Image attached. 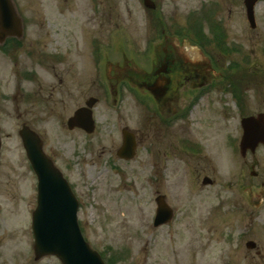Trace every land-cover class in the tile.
Returning <instances> with one entry per match:
<instances>
[{
    "label": "rangeland",
    "instance_id": "obj_1",
    "mask_svg": "<svg viewBox=\"0 0 264 264\" xmlns=\"http://www.w3.org/2000/svg\"><path fill=\"white\" fill-rule=\"evenodd\" d=\"M15 1L27 30L18 51L0 52V126L7 162L0 173L6 184L1 203L7 207L0 212L3 262L25 264L23 256H34L36 179L20 136L28 124L38 128L56 156L69 160L66 168L61 165L81 203L84 236L111 264H264V206H256L264 195V147L248 161L239 149L242 116L264 113V0L254 4L255 28L247 19L246 0ZM212 10L211 20H220L217 35L235 49L227 55L218 50L219 62L233 69L224 70L228 80L213 100L195 97L189 122L164 132L175 135L178 129L183 137H194L196 157L186 153L168 159L165 154L177 143L163 142L158 122L142 118L132 99L137 90L126 78L128 72L153 70L158 48L167 44L177 47L179 60L200 61L190 40L198 41L199 18ZM210 23L204 25L207 37ZM187 25L192 38L178 32ZM163 27L173 34L170 38L161 33ZM30 71L36 76L27 79ZM186 90L179 91L183 106L194 92L188 99ZM119 91L132 104L130 113L115 112L105 102L118 98ZM235 92L243 97L244 109ZM91 98L99 99L96 132L71 134L67 120ZM126 125L140 126L146 142L131 162L115 158L108 163L121 147ZM253 166L261 179L250 175ZM206 177L212 184L205 185ZM245 182L253 184L252 207ZM159 195L175 216L155 227ZM251 210L261 218L253 220L254 232ZM250 241L257 250H251ZM40 262L61 264L53 256Z\"/></svg>",
    "mask_w": 264,
    "mask_h": 264
},
{
    "label": "flooded vegetation",
    "instance_id": "obj_2",
    "mask_svg": "<svg viewBox=\"0 0 264 264\" xmlns=\"http://www.w3.org/2000/svg\"><path fill=\"white\" fill-rule=\"evenodd\" d=\"M157 9V8H156ZM215 10L211 11L210 13H204V16L199 18L201 23L198 27V42H197V48L199 55L201 57L200 61L193 62L191 59L187 57V59H184V61L179 60V56H176L177 47L173 44H167L164 46H161L158 48L160 51L157 53V61L156 64L153 67V70L146 71L144 69L136 72H128V75L130 76L126 78L128 81V85H130L132 88H134L136 93H132V99L135 101V105L139 107L140 111L144 114L142 117L144 120H147L149 122L157 121L158 122V128L159 133L161 134V139L163 142L167 141H173L175 140V143H177V146H173L170 148V151H168L167 156L168 159H174L177 158L178 155H193L196 157V150H195V143H194V137L192 138L191 135H187L185 137L182 136V133L178 131L176 134L169 133L167 131V134L165 135V131L167 130H174L177 125H180L181 123H185L188 121L187 117L192 118V114L195 111V107L197 105V102L195 103L196 96L198 95L199 98H207L209 100H213L215 97L213 96L215 93H218V91H221L224 89L225 81L228 80L227 72L225 73V69L229 71L228 66L230 65V70L233 69V65L227 63V68H224V64L221 62L220 64V53L226 54L228 50L231 52L235 49L231 45H227L225 40L223 41V37H219L217 33L219 32L216 27L215 22L217 21L218 24L220 23V20L213 21L211 20V16L215 15ZM210 14V15H208ZM210 23V20L213 24H208V28L210 31V37H207V33L204 32V25L205 23ZM166 26V25H165ZM220 26V24H219ZM181 33L180 35H185L184 29L178 31ZM161 33L166 38H170L173 34L171 31H168L166 28H164ZM206 34V35H205ZM167 42V41H166ZM22 43L18 40H15L12 38V40H7L6 45L0 47V52H3V56L9 54L11 50L18 51V46H20ZM196 44V43H195ZM18 47V48H17ZM219 50V52H218ZM229 52V53H230ZM30 54V53H29ZM159 61V62H158ZM44 64V63H43ZM223 65V66H222ZM152 69V68H151ZM220 70V72H219ZM36 73L30 71V73L26 74L27 79H32V77H35ZM186 85V86H185ZM190 85V86H189ZM129 86V87H130ZM187 88L186 93L189 96L188 99H190V90L191 92L194 91L193 97L190 99L189 103L186 104V106L180 105V99H179V91L184 90ZM113 94V93H112ZM234 97L236 101L239 99L240 104L238 107H242L244 109V103H242L243 97L240 98L237 92L234 93ZM118 98H112L105 100V102L108 103V106L110 109H114L115 112H128L130 113L131 110V103L128 101V99L124 98V96L121 97L120 91L117 92ZM197 98V99H199ZM86 105V104H85ZM85 105H80L77 107L79 109L80 107H83ZM0 106H1V98H0ZM1 108V107H0ZM36 112V111H35ZM74 114V113H73ZM73 114L71 116H73ZM95 118H96V111H94ZM36 113H34V117L37 123H39L40 117H36ZM242 116V122H241V129L242 132L239 133L240 138L245 132V129H243V118ZM71 118V117H70ZM69 118V119H70ZM151 119V120H149ZM189 122V121H188ZM98 124L96 120V125ZM34 128L40 135L41 138L44 140V149L50 159L54 162L55 165H57L62 171L63 166L61 165V162L64 164V167L66 168L67 163H69V160L62 159L61 157H58L54 154L53 149L48 148L47 139L43 137L42 133L38 130V128ZM98 128V125H97ZM125 128L128 129L130 134L135 135L136 144L138 145V151L141 144L143 142H146L147 136L143 132L142 128L138 126V128H132L130 129L129 125H126L125 127H122L121 135L122 139L124 137L123 132L125 131ZM174 128V129H173ZM71 134L80 133L85 137L86 132L79 127H76L75 129H69ZM2 127L0 126V134L2 138V144L0 145V173L5 171V168L7 166L6 162V151H5V141L3 140V132ZM193 132V131H192ZM229 143H232V141L229 139ZM241 141V140H240ZM123 142V140H122ZM121 142V144H122ZM184 146V147H183ZM231 147V146H230ZM264 147V144H261L257 147L256 151L254 153L248 152L247 155H245V158L248 161L249 156H252L256 158L258 155L257 153L260 152V149ZM120 147L117 146L114 149V152H112L109 155L108 163H111L114 161L115 158L119 160H125L128 162H131L132 160H127L123 157L119 156ZM137 151V153H138ZM187 153V154H186ZM252 154V155H251ZM251 157V158H252ZM253 158V159H255ZM166 159V160H168ZM245 161V162H247ZM65 173V172H64ZM250 175L255 179H261L262 173H260L258 170H255V167L249 171ZM35 174L36 179V185L38 186V177L37 174ZM66 175V174H65ZM2 179H0V212L3 211L4 208L7 209V207H4V204L1 203L3 191L6 189V184H3L1 182ZM13 182V181H12ZM245 191L248 195L247 201L248 206L252 207L253 203V197L251 195V187L253 184L249 182H245ZM262 186L264 187V180L261 182ZM17 190L20 191L19 186H17ZM263 195V194H262ZM261 202H257L256 206L259 205L260 207L264 206V195L261 198ZM250 216L252 217L251 221L252 223L250 226L253 225V220L255 218H260V214L256 211L250 212ZM253 228V226H252ZM254 232V228L252 229ZM6 241V240H5ZM0 243V248H1ZM251 250H257L258 246L255 241H253L252 244H250ZM21 251V250H20ZM34 253V252H32ZM3 254L0 252V264H7L6 262H3L2 258ZM42 258L36 259V255L34 253L33 260L35 264H40L42 261ZM6 259V258H5ZM27 257L23 256L22 260L25 261V264H34L31 257H29L27 260ZM62 264V263H61Z\"/></svg>",
    "mask_w": 264,
    "mask_h": 264
},
{
    "label": "water",
    "instance_id": "obj_3",
    "mask_svg": "<svg viewBox=\"0 0 264 264\" xmlns=\"http://www.w3.org/2000/svg\"><path fill=\"white\" fill-rule=\"evenodd\" d=\"M148 2L149 0H146L147 5H150ZM255 2L256 0H247L248 15L253 27H256ZM151 7L154 5L152 4ZM24 32L23 18L15 0H0V44L4 43L8 36L22 38ZM93 106L94 103L90 102L89 107L77 111L69 125L82 126L87 131L93 132L95 130L91 109ZM243 125L246 133L242 150L244 153L247 152V148L254 151L260 142H264V115L246 118ZM20 135L28 157L39 174L38 207L33 215L37 255H56L64 264H106L99 252L90 247L83 236L79 225L80 203L70 183L45 154L42 149L43 142L38 134L24 125ZM123 146L122 152L125 151L126 157L132 158L137 146L133 136L125 134ZM209 182V179H206L205 183ZM163 199V196L158 198V216L155 221L157 227L168 223L173 215V210L162 201Z\"/></svg>",
    "mask_w": 264,
    "mask_h": 264
}]
</instances>
